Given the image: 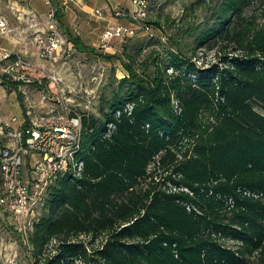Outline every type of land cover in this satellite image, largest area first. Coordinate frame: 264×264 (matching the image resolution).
I'll list each match as a JSON object with an SVG mask.
<instances>
[{"label":"trees","instance_id":"16d2710c","mask_svg":"<svg viewBox=\"0 0 264 264\" xmlns=\"http://www.w3.org/2000/svg\"><path fill=\"white\" fill-rule=\"evenodd\" d=\"M51 5L65 39L93 53ZM251 7L264 15V0H223L189 55L175 33L124 53L131 88L99 118L80 112L81 170L48 187L32 227L35 258L58 243L41 264H264V24ZM218 43L236 52L221 67L191 61ZM0 86L19 83L0 76ZM184 141L194 144L180 155ZM81 235L101 240L88 249Z\"/></svg>","mask_w":264,"mask_h":264},{"label":"rangeland","instance_id":"374dc122","mask_svg":"<svg viewBox=\"0 0 264 264\" xmlns=\"http://www.w3.org/2000/svg\"><path fill=\"white\" fill-rule=\"evenodd\" d=\"M107 1L112 3V5L118 2L124 8L129 6L127 0H101L99 6ZM222 1L154 0L153 6L145 17L144 22L148 25L147 22L160 21V27L149 24L151 26L150 32L144 33L137 30L136 34L132 37L111 41L107 48L100 47L98 38L100 32L103 30V22L99 24V22L89 19V16L80 19L77 17L79 11L76 13V17L74 13L71 14L68 11L67 14L71 22L70 28L72 33L80 39L85 47L93 49V53L83 50L82 46L83 49L80 51L79 48L74 47L71 42L67 41L62 34L65 40L64 49L68 51V55L61 54L53 61L40 57L37 58L38 65H41L43 68L34 67L30 71L31 78L33 81L36 78L39 80L42 69H52L62 80V86L65 87L66 96L70 99L71 107L81 113L92 114L99 118L102 116L101 108L106 110L116 94L123 96L125 91L131 88V84L129 83L121 84V79L127 75L122 63L125 62L124 53L131 55L134 53L133 45L137 40L148 41L150 39H159L164 42L166 41V36L175 33L178 40L181 37L184 39L180 47L189 55L192 53L196 39L211 27L218 25L219 21L216 19V16L219 14ZM43 5L45 7L43 28H45L48 7L44 4V1ZM254 8L251 7L247 11V15L255 18L254 27L259 28L264 24V15L262 12L257 13ZM71 11L75 12L76 10L71 9ZM37 34H40V32ZM36 35L29 36L32 43L31 51L33 53H36ZM151 49V46H149L145 51L149 52ZM235 53L230 46L218 43L216 47L211 49L202 47L195 50L194 58L191 61L202 69H208L213 64L221 67L223 65L221 62L223 57L226 54L230 56ZM27 59L30 61L29 57ZM150 62L147 68H143L140 65L136 66V68L140 71H143V69L146 72L150 71L152 69ZM169 72L170 70H168ZM40 90L39 83L34 81L31 84L18 86V90L15 92H4L1 106H3L5 114L1 112L0 107V116L4 119H10L11 117L21 119L22 111L24 110L30 109L36 112L35 114H42L49 107H56L57 105L54 102L42 101L43 91ZM18 93H20V98L23 102L22 108L17 101ZM193 144L194 142L184 141L181 144L179 154L182 155ZM35 159L36 157H31L27 160V168L24 169L26 179L30 178L28 175H31V173L27 169L30 168V164ZM159 172L161 171L159 170ZM167 174L163 173L161 176L164 177ZM45 212L43 202L28 217L23 219H14L10 213H6L8 218L2 217V220L0 219V262L12 261L11 264H35L36 260L39 259L37 264H41L44 257L55 252L58 243L56 240H52L45 247L44 252L40 256L41 258H35L33 248L29 242L34 223ZM73 240L82 242L88 249H91L99 244L101 238L91 240L87 236L81 235Z\"/></svg>","mask_w":264,"mask_h":264},{"label":"built area","instance_id":"2783aa9c","mask_svg":"<svg viewBox=\"0 0 264 264\" xmlns=\"http://www.w3.org/2000/svg\"><path fill=\"white\" fill-rule=\"evenodd\" d=\"M43 1L48 7L46 27L36 35L35 43L38 56L53 61L61 54L68 55V51L64 49L65 40L57 26L51 0ZM68 1L63 0L60 6L66 7ZM127 1L129 7L121 15L128 22L107 25L99 35L100 47L107 48L113 40L132 37L137 30L150 32V27L143 22L154 0ZM117 15L120 14L117 12ZM11 32L12 29L0 15V36H8ZM33 68L22 54L0 46V76L18 82L19 86L34 81L41 85L44 81L46 86H39L43 91L42 101L57 105L42 114L24 110L21 119L0 116V214L8 212L14 219L28 217L43 204L50 185L65 176H77L82 166V162L75 158L80 147V112L71 107L57 73L52 69H42L39 80L36 78L33 81L30 74ZM31 157L36 159L27 169L31 175L26 179L24 169Z\"/></svg>","mask_w":264,"mask_h":264},{"label":"crops","instance_id":"0c3cea01","mask_svg":"<svg viewBox=\"0 0 264 264\" xmlns=\"http://www.w3.org/2000/svg\"><path fill=\"white\" fill-rule=\"evenodd\" d=\"M57 1H60L61 5L63 0ZM100 3L101 0H69L66 7H63L62 9L69 29L71 30V22L68 18V11L71 14L74 13L75 17L76 13L79 11L77 17L80 19L82 17L86 18V16H89V19H93V21L99 22V24H102L103 22L104 25L102 29L115 22L121 24H126L128 22L127 19L121 15V13L128 9L129 6L124 8L121 7L118 2L112 5L109 1L99 6ZM44 8L43 0H0V15L12 29L10 35L0 36V46L14 53H21L25 58L29 57L30 61L27 59L28 62L36 68L43 67L37 63V58H39L37 46L36 53L31 51L32 43L29 36H32L33 34L36 35L38 32L43 30V21L45 18ZM71 9H75L76 11L73 12ZM96 11H99V13L97 14ZM117 12L120 15H117ZM4 92H6V90L4 87L0 86V107L3 114L5 113L3 106H1V102ZM6 213L8 212L0 214L1 220L2 217L8 218Z\"/></svg>","mask_w":264,"mask_h":264}]
</instances>
